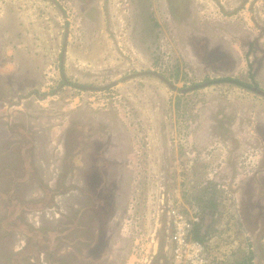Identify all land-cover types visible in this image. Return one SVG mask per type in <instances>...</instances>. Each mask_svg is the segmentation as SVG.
Here are the masks:
<instances>
[{
  "label": "rangeland",
  "instance_id": "rangeland-1",
  "mask_svg": "<svg viewBox=\"0 0 264 264\" xmlns=\"http://www.w3.org/2000/svg\"><path fill=\"white\" fill-rule=\"evenodd\" d=\"M176 209L264 264V0H0V264H170Z\"/></svg>",
  "mask_w": 264,
  "mask_h": 264
},
{
  "label": "built area",
  "instance_id": "built-area-1",
  "mask_svg": "<svg viewBox=\"0 0 264 264\" xmlns=\"http://www.w3.org/2000/svg\"><path fill=\"white\" fill-rule=\"evenodd\" d=\"M197 222L198 218L188 217L178 209L165 213L161 226L163 252L170 264H209L204 245L192 239Z\"/></svg>",
  "mask_w": 264,
  "mask_h": 264
},
{
  "label": "trees",
  "instance_id": "trees-1",
  "mask_svg": "<svg viewBox=\"0 0 264 264\" xmlns=\"http://www.w3.org/2000/svg\"><path fill=\"white\" fill-rule=\"evenodd\" d=\"M209 83H211V84H213V83H230V84H233V85H235L237 87H242V88L249 87V86H247L246 84L242 83L240 80H238L236 78H221V79H216L214 81L210 80ZM192 238L195 241H197V242H202V237L199 236V232H198L197 226H195V228L193 227Z\"/></svg>",
  "mask_w": 264,
  "mask_h": 264
},
{
  "label": "water",
  "instance_id": "water-1",
  "mask_svg": "<svg viewBox=\"0 0 264 264\" xmlns=\"http://www.w3.org/2000/svg\"><path fill=\"white\" fill-rule=\"evenodd\" d=\"M140 74H145V73H136V74H133L132 76H139ZM147 74H151V72H148ZM157 78H159L160 80H162L163 82H165L166 84H169L167 82V80H165L162 76L160 75H155Z\"/></svg>",
  "mask_w": 264,
  "mask_h": 264
},
{
  "label": "clouds",
  "instance_id": "clouds-1",
  "mask_svg": "<svg viewBox=\"0 0 264 264\" xmlns=\"http://www.w3.org/2000/svg\"><path fill=\"white\" fill-rule=\"evenodd\" d=\"M202 243V242H201Z\"/></svg>",
  "mask_w": 264,
  "mask_h": 264
}]
</instances>
